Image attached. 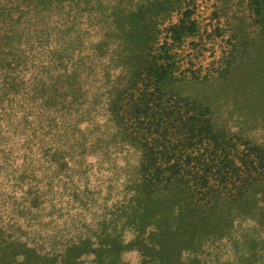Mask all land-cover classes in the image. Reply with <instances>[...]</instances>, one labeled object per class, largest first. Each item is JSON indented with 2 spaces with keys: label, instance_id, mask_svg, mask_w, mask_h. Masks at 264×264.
<instances>
[{
  "label": "rangeland",
  "instance_id": "rangeland-1",
  "mask_svg": "<svg viewBox=\"0 0 264 264\" xmlns=\"http://www.w3.org/2000/svg\"><path fill=\"white\" fill-rule=\"evenodd\" d=\"M143 4L0 0V264H264V192L230 230L179 232L131 200L139 152L98 138L115 131L108 94L124 65L113 16ZM194 12L190 54L203 43L212 63L232 39L263 66L248 0H197ZM221 118L264 146V107L240 100Z\"/></svg>",
  "mask_w": 264,
  "mask_h": 264
},
{
  "label": "trees",
  "instance_id": "trees-1",
  "mask_svg": "<svg viewBox=\"0 0 264 264\" xmlns=\"http://www.w3.org/2000/svg\"><path fill=\"white\" fill-rule=\"evenodd\" d=\"M196 1L144 0L129 16L114 14L124 65L108 94L106 122L115 131L98 136L139 152L130 198L141 214L157 208L179 232L230 230L264 192V146L220 122L240 100L264 107V41L257 52L263 66L250 64V49L232 39L204 64L203 43L197 57L186 49L200 37ZM248 4L249 20L260 26L253 33L264 39V0Z\"/></svg>",
  "mask_w": 264,
  "mask_h": 264
}]
</instances>
